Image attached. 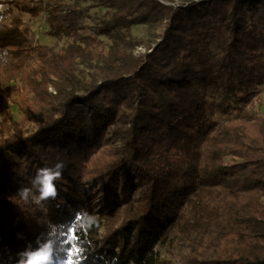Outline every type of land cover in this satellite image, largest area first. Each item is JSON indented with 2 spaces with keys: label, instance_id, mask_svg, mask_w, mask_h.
I'll list each match as a JSON object with an SVG mask.
<instances>
[{
  "label": "trees",
  "instance_id": "trees-1",
  "mask_svg": "<svg viewBox=\"0 0 264 264\" xmlns=\"http://www.w3.org/2000/svg\"><path fill=\"white\" fill-rule=\"evenodd\" d=\"M101 3L112 10L98 34L146 23L162 40L106 54L83 33L88 8L0 0V93L21 81L27 115L0 124V264L38 238L52 264H172L156 247L190 250L183 264H264V127L252 113L264 0ZM42 13L49 36L74 41L34 45L25 16ZM30 119L41 122L26 133ZM57 163V198L25 204L18 189Z\"/></svg>",
  "mask_w": 264,
  "mask_h": 264
},
{
  "label": "rangeland",
  "instance_id": "rangeland-1",
  "mask_svg": "<svg viewBox=\"0 0 264 264\" xmlns=\"http://www.w3.org/2000/svg\"><path fill=\"white\" fill-rule=\"evenodd\" d=\"M56 0H41L43 4L54 3ZM163 3H170L176 6L188 4L191 0H160ZM208 1V0H207ZM60 5L64 10H69L71 7L80 6L88 8V15L83 20L87 30L83 31L84 35H96L102 41L103 51L106 54L112 52L113 49L119 48L135 56H139L148 51L149 47H155L157 43L162 40L164 33L163 27L153 26L146 23H133L129 27L121 28L118 32L112 35L98 34L97 27L108 23L111 19L109 12L112 9L102 5L101 0H60ZM26 25L34 32V45L53 47L59 51L74 40L72 38L62 37L56 38L48 35V24L46 20V13L40 14L37 18L33 19L25 16ZM89 62L94 64V60L89 59ZM90 68L86 64H81L79 78L87 83L90 80ZM21 81H11L8 86V97L0 93V124L6 118H13L15 121H22L27 117L22 107V99L20 96ZM51 92L54 89L50 88ZM256 95L254 97V110L253 114L260 119L264 127V86L255 89ZM237 115V112L231 118H225L221 115L215 116V121L219 124L228 123ZM41 119H30L26 122V133L35 130L40 124ZM0 134V138H1ZM235 161L232 155L226 157L225 162L231 164ZM264 202V199H263ZM160 257L170 261L172 264H183L184 257L190 252L186 249L179 251L177 248H159Z\"/></svg>",
  "mask_w": 264,
  "mask_h": 264
},
{
  "label": "clouds",
  "instance_id": "clouds-1",
  "mask_svg": "<svg viewBox=\"0 0 264 264\" xmlns=\"http://www.w3.org/2000/svg\"><path fill=\"white\" fill-rule=\"evenodd\" d=\"M64 165L57 163L54 167L39 168L29 181L30 187H20L17 196L25 203L41 206L58 196L56 181L62 177ZM35 250L26 249L19 254L18 264H52L48 243H40Z\"/></svg>",
  "mask_w": 264,
  "mask_h": 264
}]
</instances>
